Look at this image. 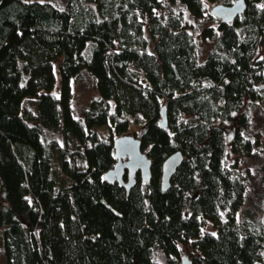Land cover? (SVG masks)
<instances>
[{"label":"trees","instance_id":"1","mask_svg":"<svg viewBox=\"0 0 264 264\" xmlns=\"http://www.w3.org/2000/svg\"><path fill=\"white\" fill-rule=\"evenodd\" d=\"M244 2L231 23L202 32L213 46L201 62L183 14L165 12V4L199 19L203 0H67L61 9L0 0L6 264H162L159 253L180 264V245L191 249V264H264L261 216L249 209L237 217L247 193L225 166L224 124L238 114L241 129L245 101L264 105V0ZM82 74L98 97L77 119L72 82ZM132 123L141 127L137 139L151 179L137 175L127 193L103 175L115 163L112 141ZM100 128L109 130L108 140ZM47 132L63 145L47 141ZM239 137L233 154L241 151ZM175 152L183 159L163 192L161 166ZM207 224L214 234L203 232Z\"/></svg>","mask_w":264,"mask_h":264},{"label":"rangeland","instance_id":"2","mask_svg":"<svg viewBox=\"0 0 264 264\" xmlns=\"http://www.w3.org/2000/svg\"><path fill=\"white\" fill-rule=\"evenodd\" d=\"M25 3H49L56 8H63L67 0H21ZM84 1V0H83ZM233 0L232 2H235ZM206 13L203 17L199 19H194L181 5H176L170 7L165 4V12L174 10L176 12H181L185 18V24L187 30L192 34L194 40L198 46V53L200 61L202 62L210 48L213 46V40L202 38V32L205 29L215 30L218 26L220 20L214 18L210 15V11L217 5H221L219 2H210L209 0H203ZM211 18H210V17ZM60 59L54 63V70L57 71ZM56 97L59 95V78L56 74V85L52 92ZM98 97L97 92L94 89V81L87 74H82L75 81L72 82V109L73 114L77 119H80L82 113L88 108L90 102ZM26 108L35 111V102L32 100H27L24 102ZM245 116V124L241 129H237V121L235 116L234 120L230 123L224 124L225 128V139L227 143V154L225 166L226 168L235 171V174L243 181L247 200L243 209L237 213V217L241 218L242 215L248 213L249 209L254 211L257 217L263 216V210L261 207L263 194H264V105L261 103H254L250 101H245L241 111L239 112ZM241 126V125H240ZM101 135L103 140H108L109 130L107 128L96 129ZM239 131V132H238ZM141 133V127L132 123L126 136H132L135 138L139 137ZM239 134L238 145L241 150L238 154H233L230 152L231 142L235 139V136ZM47 141H56L57 144L63 145L62 138L59 134L55 132L46 133ZM245 142L249 145L246 146ZM71 147V146H70ZM250 211V210H249ZM203 232L215 233L212 225L207 224ZM262 254L264 257V243H263ZM180 257H187L189 260L192 258V251L185 245L179 246ZM158 261L162 264H167L166 258L162 254H158ZM180 262V260H179ZM0 264H6L4 256L2 254L0 246Z\"/></svg>","mask_w":264,"mask_h":264},{"label":"water","instance_id":"3","mask_svg":"<svg viewBox=\"0 0 264 264\" xmlns=\"http://www.w3.org/2000/svg\"><path fill=\"white\" fill-rule=\"evenodd\" d=\"M246 5L244 0H236L231 5H217L211 11L210 15L220 20L221 23H231L237 16L245 11ZM162 128L166 127L165 109L161 110ZM112 150L115 163L104 175L103 179L109 184H118L122 186L128 193L136 183L138 175L141 182L149 183L151 179L150 167L151 162L140 149L139 139L132 136H121L112 141ZM180 152L170 155L161 166L160 187L166 192L170 186V179L175 174L177 168L182 162ZM126 175V181L123 179ZM263 216L261 225L264 229V194L261 203ZM180 264H191V261L183 256L180 257Z\"/></svg>","mask_w":264,"mask_h":264}]
</instances>
